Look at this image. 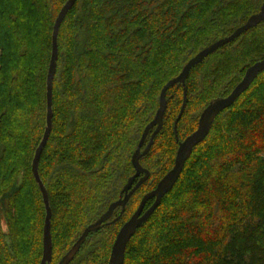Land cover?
I'll return each instance as SVG.
<instances>
[{"label": "trees", "instance_id": "16d2710c", "mask_svg": "<svg viewBox=\"0 0 264 264\" xmlns=\"http://www.w3.org/2000/svg\"><path fill=\"white\" fill-rule=\"evenodd\" d=\"M66 2L0 0V264L41 261L45 208L31 164L45 129L52 29ZM262 3L76 0L58 31L52 128L38 165L51 210L50 264L120 198L163 86ZM261 60L264 22L194 67L185 88L167 90L162 128L139 160L148 180L118 221L88 235L70 264L93 263L106 244L79 254L99 234L106 235L110 255L120 227L171 170L178 143L196 130L200 112L228 96ZM123 264H264V71L215 118L173 189L130 238Z\"/></svg>", "mask_w": 264, "mask_h": 264}, {"label": "water", "instance_id": "95a60500", "mask_svg": "<svg viewBox=\"0 0 264 264\" xmlns=\"http://www.w3.org/2000/svg\"><path fill=\"white\" fill-rule=\"evenodd\" d=\"M75 2L76 0H67V2L60 9L53 25L52 35H51V57H50L47 77H46L45 129L42 139L35 150L31 164V173L35 183L39 188L45 208V219L43 223V236H42V257L39 264H50L52 257V243H51V235H50L51 210L49 207L47 191L38 174V165H39L41 153L46 145V142L49 138L52 128V81L56 70V61L58 56V47H57L58 31L63 19L65 18L68 11L75 4ZM261 22H264V0L258 13L250 16L242 26L235 29L229 36L215 41L208 47L198 52L194 57L188 60V62L184 65L178 76H176L175 78H173L163 86L160 92L159 106L156 111V114L153 120L144 128V131L141 135L136 150L131 157V164L135 170V174L128 179L127 183L125 184V186L123 187L120 193V198L117 201L111 203L107 208V210L95 222L85 227V229L82 231L78 239L60 258L57 264H70L77 255V253L79 252L84 242L86 241L89 234L98 232L106 225L118 221L119 218L122 216L125 206L128 203L132 194L144 182L148 180L149 173L147 170L143 169L140 166L139 160L149 152L154 137L162 128L163 117L166 109L167 90L177 84L185 88V81L190 71L194 67L200 64L202 61H204L208 56L213 54L218 49L236 40L240 35H242L246 31L255 28ZM263 71H264V60L256 62L245 71L241 81L234 87V89L230 92L228 96L216 98L212 100L202 110L198 118L196 130L191 135L186 137L183 141L178 143L174 164L171 170H169L158 181V183L156 184L153 190H151L142 197L137 209L129 217V219L120 227L111 246L110 255L107 264L124 263L125 249L130 238L135 234V232L139 228H141L147 222V220L150 218V216L153 214L156 208L160 205L162 199L173 189L174 185L176 184L182 172L184 164L189 159L194 147L199 143H201L208 135L215 118L223 110L232 106L234 102L238 99V97L249 88L253 80ZM185 100H186V91L184 89L183 103L180 112L174 122V127H173L175 138H177L176 125L179 119L181 118V115L183 114L185 108ZM151 130H153V132L150 136L149 142L145 146L144 150L141 152V148L143 147L146 138ZM138 177L140 178L137 181V183L134 185L133 184L134 180ZM150 200H153L152 205L148 209L144 210L145 204ZM117 208H120L119 215L114 220L109 222L114 211Z\"/></svg>", "mask_w": 264, "mask_h": 264}, {"label": "rangeland", "instance_id": "374dc122", "mask_svg": "<svg viewBox=\"0 0 264 264\" xmlns=\"http://www.w3.org/2000/svg\"><path fill=\"white\" fill-rule=\"evenodd\" d=\"M201 113V112H200ZM200 115V114H199ZM145 194V193H144ZM143 196V194H141L140 195V199H141V197ZM138 203H139V200H138V202H137V204L136 205H138ZM136 205H134V207H133V209L131 210V212L133 213L134 211H135V209H136ZM132 213H129V215L127 216V220L129 219V217H130V215L132 214ZM126 220V221H127ZM98 243H100V244H103L102 245V247H104L105 246V244H106V247L101 251V253H99V254H97L98 255V257L93 261V263H88V264H97L98 262H102L105 258H106V251H105V249L107 250V237H106V235H102V234H99V235H97V236H93V237H91V239L88 241V243L86 244V246L83 248V250L80 252V254H79V256H80V258L83 256L84 257V255H86L87 253H88V255H90V251H92V252H94V248H96V245L98 244ZM110 250V249H109ZM110 253V252H109ZM64 255V254H63ZM62 255V256H63ZM96 255V253H94V256ZM61 256V257H62ZM60 257V258H61ZM60 258L59 259H57V261H55V263L54 264H57V262L60 260ZM80 258H79V260H80ZM108 259H109V255L107 256V258H106V260L108 261ZM107 261L105 262V264H107ZM75 264H87V263H84V262H76ZM102 264H104V263H102Z\"/></svg>", "mask_w": 264, "mask_h": 264}, {"label": "flooded vegetation", "instance_id": "af4514ba", "mask_svg": "<svg viewBox=\"0 0 264 264\" xmlns=\"http://www.w3.org/2000/svg\"><path fill=\"white\" fill-rule=\"evenodd\" d=\"M134 184V183H133ZM114 214L112 215L111 219L109 220V222H111L112 220H114Z\"/></svg>", "mask_w": 264, "mask_h": 264}]
</instances>
